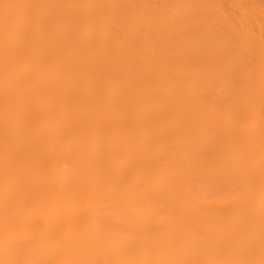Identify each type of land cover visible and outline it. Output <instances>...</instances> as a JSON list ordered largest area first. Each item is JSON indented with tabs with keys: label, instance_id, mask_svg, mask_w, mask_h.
<instances>
[{
	"label": "bare ground",
	"instance_id": "6f19581e",
	"mask_svg": "<svg viewBox=\"0 0 264 264\" xmlns=\"http://www.w3.org/2000/svg\"><path fill=\"white\" fill-rule=\"evenodd\" d=\"M0 264H264V0H0Z\"/></svg>",
	"mask_w": 264,
	"mask_h": 264
}]
</instances>
